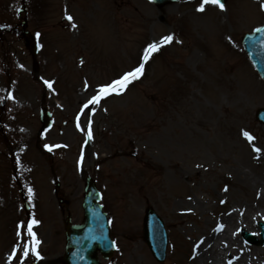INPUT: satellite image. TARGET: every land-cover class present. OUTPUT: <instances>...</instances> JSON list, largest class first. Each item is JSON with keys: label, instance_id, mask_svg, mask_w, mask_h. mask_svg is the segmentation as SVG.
Returning <instances> with one entry per match:
<instances>
[{"label": "rangeland", "instance_id": "rangeland-1", "mask_svg": "<svg viewBox=\"0 0 264 264\" xmlns=\"http://www.w3.org/2000/svg\"><path fill=\"white\" fill-rule=\"evenodd\" d=\"M140 1L0 0V69L5 72L0 90L12 87L18 95L23 127L39 132L41 106L54 115L48 131L52 150L42 151L43 143L22 153L27 160L34 156L36 190L45 198L32 216L47 243L42 247L36 239L39 261L61 264L63 222L69 214L74 223L82 221L80 201L85 177L91 176L102 192L117 247L103 264H158L143 240L148 207L168 229L163 264H193L199 248L208 244L215 247L211 264H264V245L244 238L245 232L259 238L264 223V126L255 119V111L264 107V83L241 45L243 33L264 20V0H228L224 11L208 4L203 12L196 10L202 0H179L161 9L151 0ZM69 15L75 28L65 19ZM22 21L37 36L36 60L23 33L6 30ZM167 36L173 41L145 63L149 46ZM141 64L143 74L121 94L89 103L101 87ZM9 69L18 80L12 81ZM31 109L36 119H29ZM58 183L64 204L55 198ZM45 203L43 212L39 208ZM22 210L16 217L8 207L0 212L6 217L0 220V264L38 259L31 251L10 259L13 244L29 239L25 226L17 225L26 219ZM221 218L226 223L219 226Z\"/></svg>", "mask_w": 264, "mask_h": 264}, {"label": "water", "instance_id": "water-1", "mask_svg": "<svg viewBox=\"0 0 264 264\" xmlns=\"http://www.w3.org/2000/svg\"><path fill=\"white\" fill-rule=\"evenodd\" d=\"M246 40L247 50L254 64L264 75V46H262L264 45V28L255 35L251 37L248 36ZM257 118L264 121V110L258 112ZM91 186L88 188L89 191H87L88 193L86 194L87 218L84 225L68 228V230L71 231V235L68 237V247L69 249H74L72 256L76 259V264H94L93 255L96 248L108 250V255L112 252L108 224L106 223L105 214L102 212V207L98 204L100 195L92 184ZM147 216V229L149 231L154 230L155 224H159L160 222L152 210H148ZM149 236L150 232L148 233V237ZM150 243L154 249V253H158L151 241ZM166 244L167 240L164 239L161 248L163 253L166 249ZM156 256H158V258L161 257V261L163 260L162 255L156 254Z\"/></svg>", "mask_w": 264, "mask_h": 264}, {"label": "snow or ice", "instance_id": "snow-or-ice-1", "mask_svg": "<svg viewBox=\"0 0 264 264\" xmlns=\"http://www.w3.org/2000/svg\"><path fill=\"white\" fill-rule=\"evenodd\" d=\"M211 4L213 6L218 7L221 11L225 10V6L224 4L221 2V0H202L201 2V6L198 7L196 10L198 12H203L205 11V5ZM65 19L69 22V26L72 28H75L76 25L75 23H73V18L69 15L66 16ZM257 32L261 31V29H256ZM173 41V36H167L165 37L162 41H160L159 44H152L149 46V48L146 50L145 56H144V62L146 63L150 57L151 53L157 52L159 51V48L165 44H169ZM177 43H179V41H176ZM264 46V45H262ZM144 71V65L141 64L138 68H136L134 71L125 74L123 77H121L120 79L114 81L112 84L108 85V86H104L101 87L98 90V95L94 96L92 98V100L89 102L90 104H99V102L104 99L106 96L111 95L113 93L119 95L121 94L122 90H124L127 85L135 79H139L140 76L143 74ZM47 84V86L49 88L52 87L51 83H48L47 81L45 82ZM85 107H87V105H85ZM77 127H79V124H77ZM88 139L91 140L92 139V133L90 130V123H89V130H88ZM244 137L251 142L253 137H251L247 132L243 133ZM49 151H51L52 149L49 148ZM253 151L255 152H259V149L254 148ZM29 193L31 194V190L29 189ZM36 223V221H32V223L27 225V235L29 237H32V245L31 248L29 249L28 247H26L24 249L23 255L24 257H27L29 255V251L32 252V254L36 255V257L39 259V254L36 252V246L39 244V241L35 239L34 237V233L32 231V227L33 225ZM19 235V233H18ZM10 259H15L14 257H10Z\"/></svg>", "mask_w": 264, "mask_h": 264}, {"label": "bare ground", "instance_id": "bare-ground-1", "mask_svg": "<svg viewBox=\"0 0 264 264\" xmlns=\"http://www.w3.org/2000/svg\"><path fill=\"white\" fill-rule=\"evenodd\" d=\"M253 181L257 182L255 179H253ZM252 184H256V185L258 184L257 186H261L259 183H252ZM261 195L264 197V191H261ZM262 206H264V201H262ZM251 210H252V207H250L249 211H251ZM248 219H249L248 216H246V221H248ZM226 220L228 222H229V220L231 221V217L227 218ZM219 222H220L221 225H224V223H226L224 218H221L219 220ZM215 232H213V234H210L211 238H213L215 236ZM208 241H210V240L208 239ZM214 248L215 247L212 246V244H208V245L202 246L198 250L196 260L191 262V263H193V264H211L212 263V257L211 256H212V254H214V251H213ZM255 263L258 264L257 261H255ZM255 263L253 262V264H255ZM243 264H251V263H249L247 261H244Z\"/></svg>", "mask_w": 264, "mask_h": 264}]
</instances>
